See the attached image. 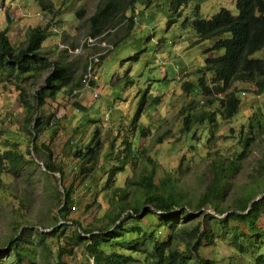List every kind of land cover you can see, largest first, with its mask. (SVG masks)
Listing matches in <instances>:
<instances>
[{
    "label": "rangeland",
    "instance_id": "rangeland-1",
    "mask_svg": "<svg viewBox=\"0 0 264 264\" xmlns=\"http://www.w3.org/2000/svg\"><path fill=\"white\" fill-rule=\"evenodd\" d=\"M47 1H51L54 10L60 12L54 17L55 20H52L53 15L43 11L35 0H9V3L7 0H0V34L7 29L10 30L8 35L11 42L19 49L25 44L31 28L52 25V35L44 43L43 52L47 60L53 64L61 60L71 65L70 68L77 80L84 77L89 58L103 52L98 43L105 41L114 49L103 60L98 73L99 81L93 85L98 86L100 95L97 100L92 97L94 91L81 86L78 94L71 93L70 90L61 91L55 101L49 99L39 111L43 118L55 113L56 121L37 138L36 145L41 146L44 143L50 145L52 160L61 164L64 177L60 173H48L45 166L47 155H38L34 151L35 138L31 133H27L28 128L25 126L29 112L21 100L25 94L27 101L34 105L35 92L45 83L49 70L41 76L32 75L31 78L23 80L0 76L1 152L14 151L24 156L26 161H32L18 174H14L6 164L4 173L0 176V261L5 264H14L15 254L9 245L12 238L17 239L25 229H31L33 236L37 231L49 232L54 229L56 223L54 216L59 211L56 200L64 194L66 186L69 187L71 183L75 204L71 206L69 222L60 220L57 225L59 228L64 224L73 225L71 221H79L86 228L103 227L106 224L105 216L119 211L118 201L114 198L115 189L125 187L127 176L138 178L148 170L151 171L153 166L145 159L139 158L136 159V166L130 169V173L118 174L115 180L112 179L113 187L109 189L110 191L105 188L99 190V187L93 184L98 181L102 186L105 185L107 181L105 176L112 170L110 144L114 142L116 146L121 144L124 146L123 139H130L129 132L116 134V131H133V135L137 137L140 129L138 131L131 125L133 117L142 105L152 109L150 102L153 98H164L162 114L155 122L151 116L157 119L159 109L151 114H141L136 127L140 125L150 127L151 135L137 139V144L146 149L157 161L156 179L171 177L173 180H180L179 191L182 192L184 200L193 206L197 205L198 199L211 184L213 178L211 162L215 157L212 154L219 153L224 160L235 158L241 153L243 151L240 146L241 133H246L243 125H248L250 118L260 114L259 108L264 110V94L256 95L254 85L237 84L236 95L243 99L239 113L231 120L219 121L217 136L209 143L206 142L207 133L201 136L200 142L203 146L197 153L193 151L196 153L194 155L188 145L189 141L181 139L184 117L182 110L195 101L198 103L193 106L195 111H205L208 109L205 106L208 98L212 99L211 96L203 94L196 97L194 93L185 92L183 87L184 82L189 79L191 82H198L199 76L193 75L194 71L205 65L207 59L205 51L212 45L211 41L195 44L198 40L195 32L184 27L187 19L191 21L197 17V2L176 9L177 2L174 0H139L136 12L132 16L127 15V18L133 19V24L129 19H125L117 27L93 37L89 19L103 0ZM236 1L205 0L200 3V15L210 18L222 8L236 14ZM18 3L26 9L22 5L18 6ZM173 19L176 20L175 23H171ZM13 31L14 34H10ZM89 38H98L96 45L88 46L85 41ZM253 58H264V49L255 53ZM188 73L193 74L187 76ZM209 78L208 76L207 80ZM147 116H150L149 119ZM99 126L106 127L100 132L103 150L97 164L90 165L83 162L76 153L77 150H85L91 146L93 139L95 141L96 128ZM30 130L33 131V128ZM159 137H162V143L158 142ZM253 137V145L247 149L249 153L247 158L242 161L237 176L227 188L224 208H231L234 199L243 193L245 187L251 185L250 182L252 184L262 182L263 171L258 165L264 153V129ZM210 144L211 148H206L210 147ZM123 151L124 148H121L120 152ZM80 167H84L86 173L80 174ZM85 175H89V180L83 181ZM131 187H125L129 192L127 203L131 205L137 202L140 208L142 207L141 210L148 209L150 205L145 203L143 197H138L134 192L135 187ZM184 209H187V206ZM204 211L214 214L210 207L202 209L194 214L196 218L190 224L192 227L198 222H203V217H199ZM152 213L156 214L155 211ZM125 215L118 223L124 221ZM151 215L144 218L143 224L155 235H164L166 229H158V221ZM178 224L179 227L188 225L183 220ZM259 224L264 226V218ZM129 225L132 227L134 223ZM202 228L205 230L207 226L203 224ZM241 228L245 230L244 226ZM18 230L21 231L16 233ZM72 232L73 228H69L67 235L71 236ZM177 237L176 242L182 243L184 246L180 247L185 250L186 239L183 235ZM133 238L134 236L129 234L126 240ZM230 239L228 236L226 241L219 243L220 254L214 248L215 245L211 246L202 241L198 249L199 255L206 259H214L219 264L231 263L235 250ZM259 239L261 241L262 236ZM65 242L63 238V243ZM51 246L55 254L59 242L54 241ZM75 248L70 256L65 257L66 262L85 263L88 255L83 253L82 247ZM255 259L256 257H251L250 260L255 262ZM25 263L30 264L28 261ZM38 263L42 264L39 257Z\"/></svg>",
    "mask_w": 264,
    "mask_h": 264
},
{
    "label": "trees",
    "instance_id": "trees-1",
    "mask_svg": "<svg viewBox=\"0 0 264 264\" xmlns=\"http://www.w3.org/2000/svg\"><path fill=\"white\" fill-rule=\"evenodd\" d=\"M138 1L103 0L89 19L91 36H100L120 25L125 19H129L133 24V19L127 18V15L132 16L136 12ZM174 1L177 2L176 9L197 2V17L191 21L187 19L184 27L191 28L195 32L198 37L195 44L205 41L212 42L211 47L205 51L207 55L205 65L194 71L195 74H187V76L198 75V82L194 83L189 79L183 84L184 91L187 93H194L196 97L203 94L212 98H208L205 105L208 109L205 111H195L193 106L198 104L195 101L182 110L184 117L181 139H187L190 150L197 153V150L203 146L200 142L201 136L207 133L206 142L209 143L217 136L219 121L231 120L239 113L243 99L236 95L237 84L254 85L256 95L264 94V58H253L255 53L264 49V0H237L236 14L222 8L210 18L200 15V3L205 0ZM35 2L43 11L53 15L52 20H55L54 17L60 13L59 10H54L51 1L35 0ZM175 22L176 20L173 19L171 23ZM51 29L52 25L50 24L46 27L31 28L28 31L25 44L19 49L12 44L8 29L3 31L0 34V76L23 80V78H31L32 75L41 76L46 70H49L45 83L35 92L34 105L27 101L25 94L21 95V100L29 112L25 126L28 128L27 133H31L35 138L34 151L38 155H47L45 166L48 173H60L64 177L61 164L52 160L50 145L45 143L41 146L36 145L37 138L56 121L55 113L43 118L39 115V111L49 99L55 101L61 91L70 90L71 93L78 91L82 86V79H76L75 73L70 68L71 65L61 60L54 64L47 60L43 46L52 35ZM107 56L104 55L100 58L97 64L99 68ZM208 76L210 78L207 80ZM150 97L152 99V96ZM163 99L162 97L153 98L150 102L152 109L142 105L134 115L131 125L138 131L140 129L137 137L133 135V131H116V134L129 132L128 139H130H123L124 146L122 144L116 146L114 142L110 144L112 152L110 167L112 170L105 176L107 180L105 185L102 186L98 181L93 184L95 187H99V190L105 188L110 191L109 189L113 187L112 179L115 180L118 174L130 173V169L136 166V159H145L153 166L152 170H148L138 178L127 176L125 187H135L134 192L138 194V197L144 198L145 203L150 205L149 208L141 210L142 207L140 208L137 202L129 205L127 203L129 192L126 190L127 188L120 187L114 191L119 211L105 216V226L86 228L79 221H71L74 223L73 225L64 224L62 228H59L57 226L59 221L69 220L71 206L75 204L71 183L69 187L66 186L64 194H61L57 200L55 199L59 211L54 216L56 223L53 230L49 232L37 231L33 236L31 229H25L17 239L14 237L9 242L15 254L14 264H26V261L30 264H39L38 257L42 264H69L65 257L70 256L76 249L75 247H82L83 253L88 255V259L82 264H219L214 259L201 257L198 249L201 242L205 241L211 246L215 245L214 248L220 254L219 243L226 241L228 236L231 238L230 241L235 250L229 264H264V226L259 224L260 220L264 218V197L249 208L251 201L260 193H264V153L258 165V168L263 171H260L261 178L263 177L262 182L259 184L250 182L251 185L245 187L243 193L234 199L231 208L223 207L227 188L231 186L232 180L237 176L242 161L247 158L249 154L247 149L251 148L254 142L253 136L264 129V110L259 108L260 114L250 118L248 125H243V128L246 129V133H241L240 146L243 151L238 153L235 158H224L223 160L221 154L210 153L215 156L211 162L213 178L211 184L198 199L197 205L193 206L192 203L184 200L182 192L179 191L180 180H173L171 177L156 179L157 161L148 154L146 149L137 144V139L151 135L150 127L144 125L136 127L138 119L143 113L151 114L159 109L157 119L151 116L154 122L158 121L162 114ZM216 104L218 106H215ZM143 109L145 112L142 111ZM149 117L147 116L148 119ZM100 124L102 125L101 122ZM31 127L33 131L30 130ZM104 128L106 127L96 128L95 141L93 139L91 146L85 150H77L76 155L83 162L90 165L97 164L103 150L100 132L104 131ZM162 137H159V143L163 142ZM211 144L206 148H211ZM121 148H124L123 153L120 152ZM196 153L193 152L194 155ZM28 162L32 161H26L24 156L14 151L2 153L0 149V176L4 173L6 164L10 166L14 174H18L22 168L28 165ZM80 172V174H84L86 169L80 167ZM84 177L83 181L89 180V175ZM185 206L187 209H184ZM209 207L220 216L227 215L220 219L214 214L204 211L203 215L199 217H203V222H198L192 227L190 224L196 218L194 214ZM152 210L156 214H153ZM151 214L158 221L157 228L166 229L164 235H155L143 224L144 218ZM123 215H125L124 221L118 223ZM182 220L188 225L179 227L178 223ZM132 222L134 225L131 227L129 224ZM203 224L207 226L205 230L202 228ZM241 226H244L245 230ZM69 228H73L71 236L67 235ZM20 231L18 230L16 233ZM129 234H132L134 238L128 241L126 237ZM178 235H183V238L186 239L185 250L180 247L184 246L182 243L176 242ZM260 236H262L261 241ZM63 238L66 240L65 243H63ZM54 241L59 242L55 254L51 246ZM251 257H256L255 262L250 260ZM0 264L5 263L0 261Z\"/></svg>",
    "mask_w": 264,
    "mask_h": 264
},
{
    "label": "built area",
    "instance_id": "built-area-1",
    "mask_svg": "<svg viewBox=\"0 0 264 264\" xmlns=\"http://www.w3.org/2000/svg\"><path fill=\"white\" fill-rule=\"evenodd\" d=\"M98 38H89L88 40H86L85 42H87L88 46H94L96 45ZM84 44V43H83ZM103 52L95 54L93 56H91L89 58V63L87 64V68H86V72L84 77L82 78V87H84V89H88V90H92L94 91L92 94V97L97 100L99 98V93L97 91V84L96 86L93 87L94 83H97L99 81V67H98V63L100 61V58L104 55H108L111 53V51L114 49V47L109 46V44L105 41L98 43ZM83 46V45H82ZM80 92V90L75 91V94H78Z\"/></svg>",
    "mask_w": 264,
    "mask_h": 264
},
{
    "label": "water",
    "instance_id": "water-1",
    "mask_svg": "<svg viewBox=\"0 0 264 264\" xmlns=\"http://www.w3.org/2000/svg\"><path fill=\"white\" fill-rule=\"evenodd\" d=\"M264 197V193H262L261 195H259V196H257L255 199H253L252 201H251V203H250V207L249 208H251L252 207V205L255 203V202H258L259 200H261L262 198ZM158 213H160V212H158ZM214 215L215 216H217L218 218H223L224 216H226V215H223V216H221L220 217V215L219 214H217V212L214 210ZM245 213H247V212H245Z\"/></svg>",
    "mask_w": 264,
    "mask_h": 264
},
{
    "label": "crops",
    "instance_id": "crops-1",
    "mask_svg": "<svg viewBox=\"0 0 264 264\" xmlns=\"http://www.w3.org/2000/svg\"><path fill=\"white\" fill-rule=\"evenodd\" d=\"M7 2L9 3V0H7ZM17 5L20 6V5H22V4L18 3ZM22 6H23V5H22ZM23 7H24V6H23ZM14 8H15V7H14ZM24 9H26V8L24 7ZM9 31H10V30H9ZM12 33L14 34V31L11 32L10 34H12ZM10 39H11V38H10ZM97 87H98V86H97ZM97 87H96V88H97ZM97 91H98V90H97ZM98 93H99V92H98Z\"/></svg>",
    "mask_w": 264,
    "mask_h": 264
}]
</instances>
